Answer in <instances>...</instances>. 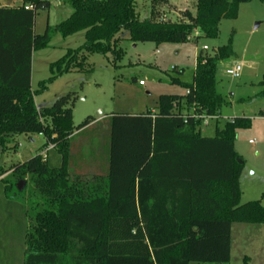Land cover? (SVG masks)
<instances>
[{
    "label": "trees",
    "instance_id": "16d2710c",
    "mask_svg": "<svg viewBox=\"0 0 264 264\" xmlns=\"http://www.w3.org/2000/svg\"><path fill=\"white\" fill-rule=\"evenodd\" d=\"M67 1L70 16L37 34L36 15L51 7L49 0H0V148L23 133L44 135L43 149L54 146L11 168L17 181L29 176L39 195L22 264L229 263L233 224H264L261 201L241 203L243 163L235 142L251 120L232 118L204 136L196 116L221 115L228 103L217 72L235 54L232 40L213 55H198L192 81L182 82L187 93L160 95L155 110L106 117L107 150L90 162L74 138L95 118L75 125L76 92L44 108L35 96L66 73L90 71V54L111 52L120 59L123 38L156 45L216 39L221 21L236 19L240 5L255 0H197L186 20L158 19L153 11L140 18L139 2L169 0ZM79 32L84 44L51 63V76L33 90L34 53L47 48L54 33L66 38ZM260 85L264 97V77Z\"/></svg>",
    "mask_w": 264,
    "mask_h": 264
},
{
    "label": "rangeland",
    "instance_id": "374dc122",
    "mask_svg": "<svg viewBox=\"0 0 264 264\" xmlns=\"http://www.w3.org/2000/svg\"><path fill=\"white\" fill-rule=\"evenodd\" d=\"M49 1L51 7L40 10L36 15L34 29L37 34H44L48 24L55 26L61 23L73 11L67 0ZM196 3L197 0H188L181 5L169 1L156 4L139 2L138 11L142 19L150 17L153 11L158 19L186 20L188 12L196 13ZM231 40L235 54L221 61L217 72L218 91L228 103L222 108L221 118L211 120L203 127L202 133L204 136H214L216 125L223 127L226 121L235 117L251 120L249 127L237 131L235 142L236 151L243 161L241 203L259 200L264 206V97L258 96L264 77V1L241 4L236 19L221 21L216 39L200 36L185 43L156 45L153 42L135 43L123 38L120 42L123 50L120 59H116L111 52L90 54L86 65L90 71L73 70L58 77L44 92L36 95V105L38 108L51 106L60 96L76 92L73 107L76 126L90 116L104 119L114 113L139 114L155 110L160 95L187 93L182 82L192 81L200 53L213 55L215 50ZM84 42V32L66 38L60 33L52 34L49 46L34 53L32 89L37 90L39 83L51 76V63ZM235 62L242 63L239 78L226 74V69ZM176 69H183L184 73L179 74ZM173 78H178L179 82H174ZM140 81L144 84L141 85ZM78 133L74 144L83 145L82 153L87 161H91V155H97L100 151L103 154L107 150L108 127L104 120L93 122ZM45 143L46 138L42 134L23 133L11 138L5 150L0 148V180L8 179L7 183H0V264L23 263L25 235L33 214L31 209L39 200L29 176L22 180L25 186L20 196L12 197L19 191L17 185L20 181L11 174V168L39 153L43 154ZM5 186H8L7 190ZM225 264H264V224H233L231 260Z\"/></svg>",
    "mask_w": 264,
    "mask_h": 264
},
{
    "label": "built area",
    "instance_id": "2783aa9c",
    "mask_svg": "<svg viewBox=\"0 0 264 264\" xmlns=\"http://www.w3.org/2000/svg\"><path fill=\"white\" fill-rule=\"evenodd\" d=\"M2 3L0 2V6ZM26 8H32V5H26ZM242 72V63L241 62H235L230 68L226 69V74L229 76H232L234 78H239L241 76ZM140 84L143 85L144 82L140 81ZM196 118H201L202 120V129L204 126H207L211 120H219L221 118V115H215V116H210V115H203V116H196ZM250 143H253L252 140H250ZM54 146L50 145L46 150L44 151L43 155L45 156L47 151L53 149Z\"/></svg>",
    "mask_w": 264,
    "mask_h": 264
},
{
    "label": "crops",
    "instance_id": "0c3cea01",
    "mask_svg": "<svg viewBox=\"0 0 264 264\" xmlns=\"http://www.w3.org/2000/svg\"><path fill=\"white\" fill-rule=\"evenodd\" d=\"M169 2H171V3H174V4H179V5H181V4H184V3H187L188 2V0H183V1H181L180 0V2H174V1H172V0H169ZM5 4H7V5H11L10 3H5ZM85 35V34H84ZM36 97V96H35ZM105 119V118H104ZM104 119H95V121L94 122H102V120H104ZM216 127H217V125H216ZM50 156H52V155H50ZM52 161H53V163L54 164H57V163H59V158H55V157H53L52 159H51Z\"/></svg>",
    "mask_w": 264,
    "mask_h": 264
},
{
    "label": "water",
    "instance_id": "95a60500",
    "mask_svg": "<svg viewBox=\"0 0 264 264\" xmlns=\"http://www.w3.org/2000/svg\"><path fill=\"white\" fill-rule=\"evenodd\" d=\"M240 163H243L242 159L240 157L237 158ZM25 186V181H20L17 185L19 191H23Z\"/></svg>",
    "mask_w": 264,
    "mask_h": 264
}]
</instances>
